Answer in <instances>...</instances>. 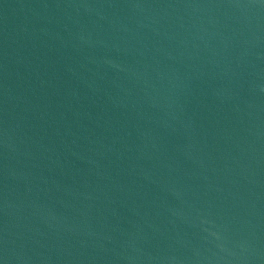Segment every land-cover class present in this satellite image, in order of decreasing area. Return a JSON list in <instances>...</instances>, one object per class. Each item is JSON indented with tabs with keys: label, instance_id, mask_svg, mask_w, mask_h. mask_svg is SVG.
Masks as SVG:
<instances>
[{
	"label": "water",
	"instance_id": "1",
	"mask_svg": "<svg viewBox=\"0 0 264 264\" xmlns=\"http://www.w3.org/2000/svg\"><path fill=\"white\" fill-rule=\"evenodd\" d=\"M40 264H264V0H67Z\"/></svg>",
	"mask_w": 264,
	"mask_h": 264
}]
</instances>
